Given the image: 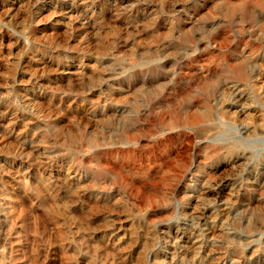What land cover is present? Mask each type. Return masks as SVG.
<instances>
[{
  "label": "rangeland",
  "instance_id": "1",
  "mask_svg": "<svg viewBox=\"0 0 264 264\" xmlns=\"http://www.w3.org/2000/svg\"><path fill=\"white\" fill-rule=\"evenodd\" d=\"M263 1L0 0V264H264Z\"/></svg>",
  "mask_w": 264,
  "mask_h": 264
},
{
  "label": "bare ground",
  "instance_id": "2",
  "mask_svg": "<svg viewBox=\"0 0 264 264\" xmlns=\"http://www.w3.org/2000/svg\"><path fill=\"white\" fill-rule=\"evenodd\" d=\"M262 4H263V6H264V1H263V3H262ZM232 10H233V9H232ZM71 20H72V19H71ZM64 65H65V64H64ZM249 70H250V69H249ZM242 77H243V78H245V76H244V75H242ZM5 80H6V79H5ZM238 80H239V79H238ZM4 90H5V89H4ZM247 110H248V109H247ZM30 112H31V111H30ZM44 117H45V116H44ZM195 117H196V116H195ZM192 118H193V117H192ZM195 119H196V118H195ZM197 119H198V118H197ZM194 121H195V120H194ZM215 128H216V127H215ZM208 132H209V131H208ZM260 194H261V193H260ZM259 200H260V199H259Z\"/></svg>",
  "mask_w": 264,
  "mask_h": 264
}]
</instances>
